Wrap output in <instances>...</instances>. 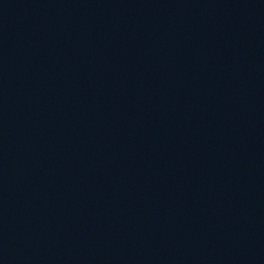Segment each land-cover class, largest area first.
I'll use <instances>...</instances> for the list:
<instances>
[{
	"label": "water",
	"instance_id": "obj_1",
	"mask_svg": "<svg viewBox=\"0 0 264 264\" xmlns=\"http://www.w3.org/2000/svg\"><path fill=\"white\" fill-rule=\"evenodd\" d=\"M100 264H264V24L186 156Z\"/></svg>",
	"mask_w": 264,
	"mask_h": 264
}]
</instances>
